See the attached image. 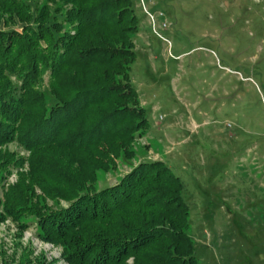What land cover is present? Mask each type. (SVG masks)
Listing matches in <instances>:
<instances>
[{"label": "trees", "instance_id": "1", "mask_svg": "<svg viewBox=\"0 0 264 264\" xmlns=\"http://www.w3.org/2000/svg\"><path fill=\"white\" fill-rule=\"evenodd\" d=\"M41 1L0 0V223L33 217L70 264H201L186 185L164 160L96 185L151 127L131 72L138 0Z\"/></svg>", "mask_w": 264, "mask_h": 264}, {"label": "rangeland", "instance_id": "2", "mask_svg": "<svg viewBox=\"0 0 264 264\" xmlns=\"http://www.w3.org/2000/svg\"><path fill=\"white\" fill-rule=\"evenodd\" d=\"M146 5L167 23L156 33L138 0L131 72L151 127L136 138L135 156L101 171L96 185L162 159L186 185L201 264H264V0ZM17 178L13 170L4 183ZM28 222L24 230L11 218L0 223V264H70L60 245L40 239L35 219Z\"/></svg>", "mask_w": 264, "mask_h": 264}, {"label": "built area", "instance_id": "3", "mask_svg": "<svg viewBox=\"0 0 264 264\" xmlns=\"http://www.w3.org/2000/svg\"><path fill=\"white\" fill-rule=\"evenodd\" d=\"M140 2H141V5L143 6V9H144L145 13L147 14V16H148V18H149V20H150V23H151V25H152L154 31H155L156 33H158L159 35H162V34L158 31V28H159V27H166V26H167L166 21L163 20L161 23H159L157 15L154 14V13H152V12L149 10V8L147 7V5H146V0H140ZM159 16L164 17V13H163V12H160V13H159ZM164 39H165V38H164Z\"/></svg>", "mask_w": 264, "mask_h": 264}]
</instances>
